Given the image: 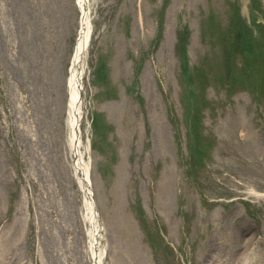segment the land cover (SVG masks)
Here are the masks:
<instances>
[{"label": "rangeland", "instance_id": "obj_1", "mask_svg": "<svg viewBox=\"0 0 264 264\" xmlns=\"http://www.w3.org/2000/svg\"><path fill=\"white\" fill-rule=\"evenodd\" d=\"M90 6L103 264H264V0ZM81 28L78 0H0V264L94 263L69 124Z\"/></svg>", "mask_w": 264, "mask_h": 264}, {"label": "bare ground", "instance_id": "obj_2", "mask_svg": "<svg viewBox=\"0 0 264 264\" xmlns=\"http://www.w3.org/2000/svg\"><path fill=\"white\" fill-rule=\"evenodd\" d=\"M78 4L83 12L82 28L80 30L75 56L73 60V66L71 75L69 78V124L71 129V146L75 155V168L78 174L79 182L85 192V217L89 222L90 236H91V252L93 255V264H103V253L100 251V224L98 221V214L95 209V201L91 190V180L89 177V167L85 164L83 155L81 152V140L79 129L77 127L82 119V91L84 89V69L83 61L86 58L89 42L92 34L91 24V6L90 0H78ZM89 6L88 11H85V7ZM81 125V124H80ZM81 129V127H80ZM248 239V240H247ZM245 240V239H244ZM247 240V241H246ZM247 243H251L253 238L250 236L246 238ZM244 241V242H245ZM243 243V242H242ZM253 251L248 248L242 255L237 258V264H251L254 262Z\"/></svg>", "mask_w": 264, "mask_h": 264}]
</instances>
